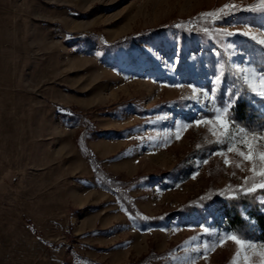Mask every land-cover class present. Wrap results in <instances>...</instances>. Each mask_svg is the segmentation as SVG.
I'll use <instances>...</instances> for the list:
<instances>
[{
	"label": "rangeland",
	"instance_id": "374dc122",
	"mask_svg": "<svg viewBox=\"0 0 264 264\" xmlns=\"http://www.w3.org/2000/svg\"><path fill=\"white\" fill-rule=\"evenodd\" d=\"M260 3L0 0V264H128L146 255L147 264H233L235 242L221 245L227 232L195 210L251 186V164L235 151L217 154L212 125L194 123L220 107L203 73L221 66L196 29L250 32L259 41L264 23L221 18L227 4ZM180 32L197 45L182 60ZM257 57L235 66L264 96ZM227 119L238 137L241 126ZM94 169L133 180L126 193L134 215Z\"/></svg>",
	"mask_w": 264,
	"mask_h": 264
},
{
	"label": "trees",
	"instance_id": "16d2710c",
	"mask_svg": "<svg viewBox=\"0 0 264 264\" xmlns=\"http://www.w3.org/2000/svg\"><path fill=\"white\" fill-rule=\"evenodd\" d=\"M233 16H239L248 22L261 24L264 23V8L254 5L249 8L236 7L221 18L222 22H227ZM208 29L211 33L197 28L196 34L202 40L203 48L207 50L211 48L218 49L215 55L220 58L223 68L215 66L211 72L204 69L203 73L207 80L205 83L210 87V91L212 89L216 90L217 103L220 107H223L229 103L228 97L232 95L235 102L232 104L228 116L241 127H251L257 122L264 121V96L258 95L259 93L244 79L241 71L235 66V61L239 58L248 54H257L258 57L253 59L254 69L256 74L264 79V76L260 75L264 73V45L243 33L229 35L225 29H213L211 27ZM158 35L157 31L149 33V36ZM188 37L189 43L187 46L185 44L186 34L180 32L179 52L181 60L185 58L184 56L187 53L188 47L193 51L197 48L195 38L191 34ZM226 38L236 40V44L240 45L242 50L234 51L226 43ZM121 42L123 41L119 40L116 44ZM162 47L166 48L167 46L166 44H162ZM181 66L179 64V68ZM218 75L221 76V79L215 80V77ZM231 89H234L235 93L230 92L229 90ZM78 142L82 149L86 151L82 136L78 138ZM94 170L100 184L116 192L120 206L128 215H134L138 208L134 205L130 195L126 193V188L129 187L133 180L126 181L119 176L106 175L101 169ZM226 194L227 192L221 195H212L205 201L200 202V206L195 211L201 216V221L207 223L208 218H210L212 221H209L207 224L213 228H218L227 233H235L247 239L264 242V199H261L264 198V189H258L248 194L238 191L235 197H226ZM136 217L141 218L142 216L139 214ZM146 218L149 220L155 219ZM149 257V255H146L137 262L128 264H147L146 260Z\"/></svg>",
	"mask_w": 264,
	"mask_h": 264
},
{
	"label": "snow or ice",
	"instance_id": "6c2138e0",
	"mask_svg": "<svg viewBox=\"0 0 264 264\" xmlns=\"http://www.w3.org/2000/svg\"><path fill=\"white\" fill-rule=\"evenodd\" d=\"M261 8H264V0H261L259 5ZM233 4H227L224 6L227 10L234 9ZM221 9H217L216 12H221ZM206 15H213V13H207ZM231 35V33H228ZM245 35H252L250 32H245ZM253 39L256 37L253 35ZM259 43L264 45V38L259 39ZM96 55H100L99 52ZM221 69L223 66H220ZM255 71V69H253ZM264 76V73L260 74ZM221 76H216L215 80H220ZM247 80V77H245ZM215 82V81H214ZM261 85L264 87V79L261 80ZM195 91V86H193ZM204 94L208 95L209 90L204 89ZM230 92L235 93L234 89L229 90ZM264 94V92H262ZM239 95V94H237ZM211 96L213 99L216 98V90H211ZM229 103L225 104L223 107H217L215 109L216 114L212 116L211 114L206 115L203 119H196L194 123L200 125L201 123H208L212 125V133L218 137V143L221 145L217 154L223 155L225 151L233 152L235 151L239 157L243 160L248 161L251 164L249 171L251 176L244 177L246 182H250L251 186L248 184L237 185L241 192L251 193L255 192L257 189H264V121L257 122L251 127H239L238 125H233L239 127L240 135L234 136L231 133L230 122L227 119V114L235 102L232 95L228 97ZM219 129L218 133L216 130ZM179 138V133L177 134ZM206 163V161H205ZM224 163L229 164L230 160L227 156H224ZM237 193L235 191L229 192V196H235ZM205 233H208L210 229L201 225ZM150 230V229H149ZM226 240H231L237 245V251L233 256V264H241V253L242 264H264V242L257 244L254 241L242 239L235 233H227L224 236L219 237V243L222 245ZM249 249L251 251H249ZM199 251V249H196ZM204 254L207 255V247L204 249ZM254 257H258L256 260ZM192 264H195L193 259Z\"/></svg>",
	"mask_w": 264,
	"mask_h": 264
}]
</instances>
